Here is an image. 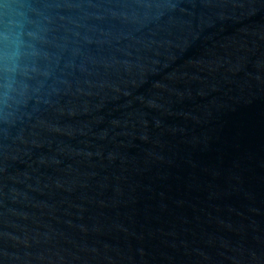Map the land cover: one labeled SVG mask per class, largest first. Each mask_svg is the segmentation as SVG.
Returning <instances> with one entry per match:
<instances>
[{"label":"water","instance_id":"95a60500","mask_svg":"<svg viewBox=\"0 0 264 264\" xmlns=\"http://www.w3.org/2000/svg\"><path fill=\"white\" fill-rule=\"evenodd\" d=\"M0 264H264V0H0Z\"/></svg>","mask_w":264,"mask_h":264}]
</instances>
